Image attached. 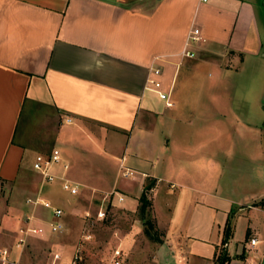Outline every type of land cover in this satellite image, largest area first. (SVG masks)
I'll use <instances>...</instances> for the list:
<instances>
[{"label":"crops","instance_id":"crops-1","mask_svg":"<svg viewBox=\"0 0 264 264\" xmlns=\"http://www.w3.org/2000/svg\"><path fill=\"white\" fill-rule=\"evenodd\" d=\"M55 149L53 207L61 178L85 196L107 171L135 189L100 193L118 208L147 194L161 236L144 264H215L229 219V264H264V0H0V250L24 262L20 230L53 220L27 209L28 175Z\"/></svg>","mask_w":264,"mask_h":264},{"label":"rangeland","instance_id":"rangeland-1","mask_svg":"<svg viewBox=\"0 0 264 264\" xmlns=\"http://www.w3.org/2000/svg\"><path fill=\"white\" fill-rule=\"evenodd\" d=\"M255 167L259 175V171L264 169V159L256 162ZM220 170L223 172L222 179L225 180L228 175L227 169ZM35 174L30 172L28 175V193L26 194V198L33 201L42 193L44 185L43 178ZM114 174L112 171L111 173L107 171L106 182L100 184L93 182L86 185L90 192H87L85 196L81 193L74 196L66 191H62L61 196L57 194L56 198L59 199L53 200V204L54 207L63 210L62 221L65 220L68 223V228L63 233L54 234L49 230L48 236H30L25 247L26 262L23 261L24 264H42L48 252L52 250V255L59 253L64 259L69 260L77 247L83 251L84 258L81 264H107L113 250L120 246L127 253L124 264H144L149 256L145 253L146 246L154 245L156 241L152 239L160 237L161 232L155 229L156 221L153 219L152 209L148 211L149 207L146 212L151 215L142 214L140 207L135 212L126 211L118 208L114 203L115 193L105 196L100 194L116 187L124 197L127 194L132 196L131 193L135 191L132 179H116ZM149 185L153 186L154 183ZM26 207L28 210L35 207L43 209L41 204L35 206L28 202ZM101 209L106 214L103 220L98 218V212ZM135 225L140 226L142 230L133 232ZM147 229L151 230L154 238L146 234ZM85 235H91L92 240H84Z\"/></svg>","mask_w":264,"mask_h":264},{"label":"built area","instance_id":"built-area-1","mask_svg":"<svg viewBox=\"0 0 264 264\" xmlns=\"http://www.w3.org/2000/svg\"><path fill=\"white\" fill-rule=\"evenodd\" d=\"M207 1V0H204ZM205 41L203 37L201 36V31L200 29H194L191 31L188 40H187V46L190 45V43H201ZM185 55L188 57H194L195 55L190 52L185 51ZM161 70L159 68L154 70V73L156 75H159ZM149 84L151 87L149 89H152L154 91H157L160 94V97L164 99L167 102V105L170 107L173 104L170 102V98L166 94H162L159 92L161 88L160 82L156 81L155 79H150ZM62 163V157L61 153L59 150L55 149L53 152L49 155H44V154H38L35 157L34 163H33V169L38 172L42 178L44 183H53L55 182L58 177L52 172V168L54 166L61 165ZM64 169L67 170L68 166L64 165ZM62 181V188L64 191L70 193L71 195H78L80 187L73 183L72 181L66 179V178H61ZM29 203L34 204L35 206L41 204L42 206L52 209L53 211V220L50 223V230L54 234L58 233H63L66 230V226L64 222L62 221V216L64 215V212L60 208L53 207L51 203L48 201H44L40 198H37L35 201L29 200ZM106 214L105 212L101 209L98 212V218L103 220L105 218ZM41 229H38L36 227H32L30 224L20 230V237L18 239V242L16 244V249L20 250L22 253L25 250V247L28 244V239L32 235H37L41 232ZM91 235H85L84 240L90 241L92 240ZM256 244V239L251 240V245ZM83 251H81L80 247H77L71 258L64 259L63 256L59 253H54L49 261L46 264H81L83 261ZM123 261V251L121 247L116 248L113 251L112 257L109 261L108 264H122ZM0 264H24L22 261L21 256L16 257L12 254L11 250L9 249H3L0 250Z\"/></svg>","mask_w":264,"mask_h":264},{"label":"trees","instance_id":"trees-1","mask_svg":"<svg viewBox=\"0 0 264 264\" xmlns=\"http://www.w3.org/2000/svg\"><path fill=\"white\" fill-rule=\"evenodd\" d=\"M141 203H142L141 213L145 214L147 211V208L150 206V201L148 200V196L146 193L143 194L141 198ZM146 234L150 238H154L150 229L146 230ZM231 236H232V224H231V219H229L225 227V230H224V237H223L222 245L217 254L215 264H229L231 262V257L225 247L229 243ZM154 239L157 240V237H155Z\"/></svg>","mask_w":264,"mask_h":264}]
</instances>
